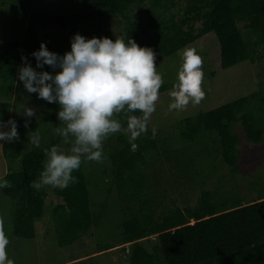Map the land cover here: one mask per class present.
Instances as JSON below:
<instances>
[{
	"label": "trees",
	"instance_id": "16d2710c",
	"mask_svg": "<svg viewBox=\"0 0 264 264\" xmlns=\"http://www.w3.org/2000/svg\"><path fill=\"white\" fill-rule=\"evenodd\" d=\"M69 1L79 5L80 9L76 12L34 9L22 39L0 47V95L8 99L12 97L14 80L22 64L21 56L29 59L32 57L30 54L39 49L42 42L40 31L61 28L67 29L73 36L80 34L85 24L108 20L115 15L125 19V41L131 38L139 46L151 47L156 53L155 63L210 32L219 41L221 67L228 68L243 60L256 62L259 58L257 49L252 38H246L241 22L246 24L247 32L254 35L264 49V0H187L181 21L187 29L174 23L176 29L172 36L165 35L154 21L155 12L151 11L147 19L136 13L131 15V7L145 0ZM169 1L153 0V6H164ZM197 22L201 23L199 29L195 27ZM45 46L49 51L58 52L57 47ZM45 71L56 70L45 65ZM172 87L173 84L162 85L159 92ZM135 114L140 115L139 112ZM117 118L124 123L122 115ZM238 126L250 142L264 143V91H256L218 108L189 116L183 123L181 136L195 143L209 132H214L219 139V154L236 172L242 158ZM113 139L122 145L111 148L108 157L122 202V239L124 244H128L130 264H264V194L254 201L242 203L238 199L219 201L212 190L204 189L199 204L175 211L163 210L155 216L140 167L145 159L142 148L138 146L135 152L131 151L122 133L111 135L110 140ZM52 145L56 142L45 149ZM10 146V142L4 144L5 154L12 160H18L19 167L0 177L8 183L1 191L16 202L13 235L34 238L37 235V219L45 215L46 194L31 185L39 178L46 159L45 149L22 153ZM73 175L77 177L76 183L63 190L54 188L55 195L62 199L51 213L58 226L60 246L75 242L92 226L84 161ZM152 234L158 235L159 243L150 251L141 240Z\"/></svg>",
	"mask_w": 264,
	"mask_h": 264
},
{
	"label": "rangeland",
	"instance_id": "374dc122",
	"mask_svg": "<svg viewBox=\"0 0 264 264\" xmlns=\"http://www.w3.org/2000/svg\"><path fill=\"white\" fill-rule=\"evenodd\" d=\"M186 4L187 0H170L164 6L154 7L153 0H145L142 4L132 6L130 13L145 16L147 19L151 11L155 12L154 21L163 29L165 35L172 36L176 29L173 27L174 23L187 29V25L181 22ZM43 8L52 12L59 9L76 12L80 9L79 5L69 0H0V47L21 40L31 11ZM195 27L199 29L201 23L197 22ZM240 27L246 38H252L259 55L258 60H243L223 68L220 63L219 41L213 32L191 43L187 47L195 48L203 60L202 88L206 93L204 99L197 105L189 103L183 110L170 111L168 105L172 98L168 93L173 87L159 92V98L155 102L156 111L148 121V132L136 141L145 154L140 167L155 216H159L163 210L175 211L199 204L204 189L212 190L219 201L238 199L242 203L254 201L264 194V143L254 144L247 140L240 126L237 127V132L241 140L242 158L236 172L219 154V139L214 132H209L195 143L188 142L189 140L181 136L183 123L189 116L218 108L256 91H264L263 46L257 43L254 35L247 32L245 23L241 22ZM124 32V17L115 15L108 20L85 24L80 34L88 39L95 36L115 40L116 37L124 39ZM39 35L44 44L58 48L57 54L63 55L70 51L72 36L67 29L53 27L40 31ZM184 49L170 56H163L155 63L164 81L162 85H174L177 82ZM29 61L35 67V58L31 57ZM43 70L45 71V66ZM14 81L12 97L8 99L0 95V118L8 120L11 117L18 122L20 139L10 142V148L26 153L34 149H45L54 141L65 150L70 148L54 132L60 123L56 115L58 105L37 99L35 93H28L17 76ZM24 106L36 109V116L31 118L27 128L23 126L25 118L17 113ZM153 128L156 129L154 138ZM35 130L41 136L40 147L27 145L28 135ZM126 141L128 143L127 139ZM5 143L0 142V177L19 167L18 160L6 156ZM121 146L115 139L111 141L109 136L103 143V162L84 161L92 226L87 234L69 245H59L58 226L51 216L55 205L62 202L55 195L54 188L45 186L39 189L46 194L45 215L37 219V235L34 238L13 235L16 202L6 197L0 188V229L9 239L6 252L14 264H130L128 244H124L122 239V202L113 178L112 162L108 157L111 148ZM141 243L152 251L154 245L159 243L158 235L152 234L143 238Z\"/></svg>",
	"mask_w": 264,
	"mask_h": 264
},
{
	"label": "clouds",
	"instance_id": "9594fccd",
	"mask_svg": "<svg viewBox=\"0 0 264 264\" xmlns=\"http://www.w3.org/2000/svg\"><path fill=\"white\" fill-rule=\"evenodd\" d=\"M30 55L35 58V67L22 55L17 78L37 99L58 105L56 115L60 123L54 132L63 144L70 145L67 150L60 145L45 149L46 159L39 178L32 182L33 188L50 186L63 190L76 183L73 172L83 161L103 162V143L113 134L122 133L130 150H137L136 141L148 132V121L156 111L155 102L164 82L151 47L139 46L131 38L127 41L122 37L88 39L76 33L70 38V51L63 55L49 51L43 42ZM202 64L195 48L183 50L177 82L168 93L172 98L170 111L183 110L189 103L197 105L204 99ZM45 65L59 71H44ZM17 113L25 118L23 126L27 128L36 116V109L24 106ZM121 115L124 123L117 118ZM17 129V120L0 118V142L18 141ZM155 135L153 128L152 137ZM27 145L40 147L38 131L30 132ZM7 186V181L0 180V188ZM8 244V237L0 229V264H14L6 252Z\"/></svg>",
	"mask_w": 264,
	"mask_h": 264
}]
</instances>
